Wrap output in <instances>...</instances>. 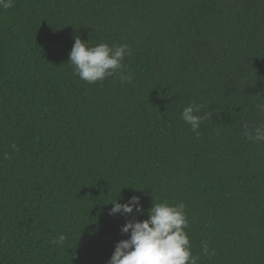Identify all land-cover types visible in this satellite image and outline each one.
I'll return each mask as SVG.
<instances>
[{
    "label": "trees",
    "instance_id": "1",
    "mask_svg": "<svg viewBox=\"0 0 264 264\" xmlns=\"http://www.w3.org/2000/svg\"><path fill=\"white\" fill-rule=\"evenodd\" d=\"M77 37L127 44L131 83L75 75ZM193 103L210 113L198 134L181 119ZM261 103L264 0H13L0 9V264H108L126 220L161 202L186 205L198 264H264V142L242 134ZM131 196L142 214L109 215Z\"/></svg>",
    "mask_w": 264,
    "mask_h": 264
},
{
    "label": "clouds",
    "instance_id": "2",
    "mask_svg": "<svg viewBox=\"0 0 264 264\" xmlns=\"http://www.w3.org/2000/svg\"><path fill=\"white\" fill-rule=\"evenodd\" d=\"M13 7V0H0V9ZM129 55L128 45L109 46L107 43H98L88 46L87 42L75 38L69 53V62L73 66L74 74L88 83L103 81L113 75L118 76L121 83H131L133 74L123 63ZM257 111L264 115V103L256 105ZM201 106L189 104L184 107L181 119L191 130L198 134V129L210 113L200 114ZM242 134L250 141L264 142V122L250 125L244 122ZM16 150V145H11ZM4 153L3 159H9ZM109 215L142 214L144 209L140 205L138 196L129 197L125 203L112 202ZM186 205L183 202L172 205L166 202L155 203L148 210V218L144 220H126L121 226V232L129 234V238L118 241L108 264H198L199 256H194L191 244L185 229L189 225ZM67 237L60 234L53 238L51 243L62 246ZM201 251L209 258L214 257V249L209 250L208 242L201 243Z\"/></svg>",
    "mask_w": 264,
    "mask_h": 264
}]
</instances>
